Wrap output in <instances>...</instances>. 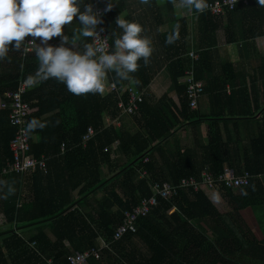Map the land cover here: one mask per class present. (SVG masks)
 Here are the masks:
<instances>
[{
  "label": "trees",
  "instance_id": "1",
  "mask_svg": "<svg viewBox=\"0 0 264 264\" xmlns=\"http://www.w3.org/2000/svg\"><path fill=\"white\" fill-rule=\"evenodd\" d=\"M166 2V7L172 11L180 0ZM92 3L96 10L102 6L100 18L107 29L112 49L114 39L121 32L115 19L125 8L115 3L105 11L108 3L103 5L102 0L99 6ZM177 23V39L171 44L166 43L173 30L171 27L161 34L160 42L179 102L167 96L164 99L169 100L167 107L163 100L164 106L162 103L158 107L153 105L148 93L153 73L149 63L145 64L142 59L129 79H121L114 71L109 72V78L123 86L121 94L110 91L105 95L91 92L74 95L54 78L39 83V86H45L41 93L44 97L39 96L38 100L29 103L28 123L37 119L45 123V127L29 131L30 152L36 157L45 155L47 169L37 168L30 175L31 198L24 199L19 207L9 209L5 208L7 175L2 170L6 161L13 160L10 140L16 128L9 122V111L0 106L4 155L0 156V225H10L0 238V264H63L71 253L93 247L99 249L100 256L92 257V264H264V237L259 240L241 214L243 208L264 203V183L260 178L264 174V128L252 138V157L245 156L244 166L237 171L241 174L246 170L252 175L250 183L239 189L240 194H234V189L224 185L214 189L205 186L198 190L179 188L178 193L169 199L158 198V204L151 212L138 219L136 232L114 239L124 212L137 206L141 198L152 195L156 181L178 185L183 177H200L201 168L196 166L192 149L178 148L173 158L164 156L165 167L152 152L154 149L163 152L160 143L173 133L179 119L173 120L194 115L184 80V72L191 63L186 54L191 45L200 55L195 61L194 79L203 82L202 71L211 68L212 49L221 43L251 41L256 42L259 48L262 46L263 52L257 53L259 63L255 67L254 80L260 82L264 96V5L251 0L248 5L238 6L225 16L204 12L190 17L186 8L174 25ZM82 40L92 42L93 38ZM22 47L23 43L15 66L10 70L9 85L1 91L2 100L6 99V91L15 90L21 79L28 80L38 68V60L32 56L34 51L23 56ZM79 48H82L81 44ZM221 67L224 84H234L233 64L228 62ZM226 69H229L228 73ZM127 84L134 86L143 97L138 112L133 115L142 117L143 129L134 134L117 128L115 124L105 125L107 116L114 119L122 112L119 102L121 98L127 101ZM221 87L225 88L224 85ZM242 91L245 92L246 88L234 87L231 98ZM203 92L197 97V102ZM28 94H25L26 99H29ZM259 109L256 103L251 115ZM55 110L52 116L44 117ZM89 127L95 129V134L84 145L82 138ZM63 143H66L65 153H61ZM115 143L120 145L128 160L136 161L105 177L101 167L112 158ZM205 150L204 161L208 169L219 175L223 164L229 162L226 143L219 134H215ZM146 157L148 160L144 161ZM143 170L146 174L141 175ZM15 174L14 189H17L20 173ZM137 174L141 178L135 181ZM78 187V197H73L71 193ZM96 191L103 192V197L96 201L97 206L82 211V201ZM197 221L212 228L215 235H209L196 224ZM44 223L50 225L54 239L42 231L25 239L16 230ZM99 237L106 243L102 247L97 245ZM137 240L143 242L144 249Z\"/></svg>",
  "mask_w": 264,
  "mask_h": 264
},
{
  "label": "crops",
  "instance_id": "2",
  "mask_svg": "<svg viewBox=\"0 0 264 264\" xmlns=\"http://www.w3.org/2000/svg\"><path fill=\"white\" fill-rule=\"evenodd\" d=\"M102 1L103 5L109 2V0ZM113 1L112 4L116 3L118 6H123L125 8L121 14L125 19L135 20L142 25L143 32L141 35L147 36L151 41L152 53L148 59V63L153 73V79L148 86V93L150 98H152L153 105L157 107L161 106V103L163 105V101L167 96L179 102L176 97L177 90L171 82L166 61L163 59V46L160 42V37L161 34L167 32L174 26L175 20L178 17L184 15L186 8L181 9L176 7L171 11L166 7V0H146V2H142V0ZM85 2H87V0H85ZM75 27H78V22L75 21L74 18L71 24L62 26V34L66 33L71 35V30ZM35 39L36 43L39 44L40 37H35ZM59 42L60 36H53L48 41V43L52 45H58ZM11 43L15 42L13 41ZM79 46L80 43L77 42L78 49H80ZM192 47L194 46L191 45V48ZM20 51L21 48L19 50H13L10 45L6 55L0 58V103L2 101L1 91L6 89L9 85L10 70H13L17 61V54H19ZM260 51L263 52L262 46L259 48L256 42L254 44L251 43V41H239L229 44L221 43L215 49H212L211 68L202 71V77L204 78L202 79L205 82L204 87L206 90L203 92V95L197 102V106L194 108V115L188 119L178 115L179 117L173 120L175 122L179 119L176 129L174 128L173 133L160 143L163 152L159 153L156 149L152 151L164 167L163 157L168 156L169 158H173L179 148L181 150L192 149L194 151V161L196 166L201 168V173L204 170H209L208 165L204 161L205 146L208 145L209 139L215 134H219L222 141L226 143L229 162H225L223 167L227 165L238 173L239 167L244 166L243 159L245 156L252 157V138L259 133L260 129L264 128L263 91L260 82H255L256 80H254L256 74L255 67L259 63L257 53H260ZM32 56L36 57L34 53ZM228 62L233 64L235 79L232 82L234 84L231 82L224 84L221 65ZM226 72L228 73L229 69H226ZM32 77L35 79L34 75H32ZM179 82H182V80ZM39 83H31L26 92L29 93V99L25 98L28 103L35 102L38 100L39 96H43L41 95L44 91L42 87L45 86L43 84L39 86ZM221 85H224L225 88L221 87ZM233 86L236 88L239 86L242 88L245 87L246 91H242L239 95L236 94L231 98ZM252 87H255V89L252 90ZM109 92V86L106 84L102 94L105 95ZM164 103L165 107H167L166 103H169V100L164 101ZM256 103L259 105L260 109L255 112V114L251 115V110L255 107ZM53 113H56V110L47 113L44 117H50ZM141 118V116H133L121 112L119 116L114 119L107 116L105 118V125L109 126L115 124L117 128L125 129L131 134H134L143 129L140 122ZM1 139L0 133V156L3 157ZM135 161L136 159L128 160L120 145L115 143L112 158H109L101 167L102 174L106 177L110 173H114L116 170H120L126 165L133 164ZM240 161L241 164H239ZM7 162L8 161H6V163ZM15 176L16 174L7 175L5 196L6 209L19 207L24 199H30L33 194L31 189V178L29 179L30 175H19L20 182L17 189H14L16 185ZM139 178L141 177L137 174L134 180L137 181ZM260 178L264 183V174L261 175ZM78 189L79 187L72 191L71 195L73 197H78ZM240 192V190H234V194H240ZM102 197L103 192L101 191H96L89 195L82 201L84 205L81 208L82 211H89L92 207H96V201L100 200ZM108 212L111 213V210H108ZM241 214L255 236L259 240L264 237V203L243 208L241 209ZM196 224L200 225L209 235H215L212 228L202 221H197ZM9 227L10 225H0V238L3 232L8 230ZM16 230L17 233L25 239L30 238L40 231L47 234L49 238L54 239L51 227L48 223L19 227L16 228ZM105 244V240L102 237L97 239L98 247H102ZM137 244L144 249L145 245L141 240H137ZM49 261L51 262V260Z\"/></svg>",
  "mask_w": 264,
  "mask_h": 264
},
{
  "label": "clouds",
  "instance_id": "3",
  "mask_svg": "<svg viewBox=\"0 0 264 264\" xmlns=\"http://www.w3.org/2000/svg\"><path fill=\"white\" fill-rule=\"evenodd\" d=\"M257 4L264 5V0H257ZM112 6L110 0L105 11ZM178 7L194 8L199 12L206 5L204 0H180ZM100 15L91 0H0V58L6 55L10 45L11 49L19 50L26 35H31L32 41L40 37V43L35 42L34 48L38 68L35 79L28 78L29 83L54 78L74 95L102 94L109 71H114L121 79H129L137 70L139 60L147 64L152 46L150 39L141 35L142 25L120 14L115 24L121 32L109 51L106 43L96 40ZM74 18L78 27L71 30V35L62 34V26L71 24ZM178 30L177 23L166 43L171 44L177 39ZM53 36H60L58 45L48 43ZM86 37H92V42H84L82 38ZM13 41L15 43H11ZM77 42L82 48H77ZM44 127L45 123L37 119L27 125L29 131Z\"/></svg>",
  "mask_w": 264,
  "mask_h": 264
},
{
  "label": "built area",
  "instance_id": "4",
  "mask_svg": "<svg viewBox=\"0 0 264 264\" xmlns=\"http://www.w3.org/2000/svg\"><path fill=\"white\" fill-rule=\"evenodd\" d=\"M99 6L100 0H92ZM251 0H204L206 7L203 11H197L194 8L187 9L190 17L209 12L215 16H225L227 12L236 9L241 5H248ZM97 11L102 13V6H99ZM101 19V18H100ZM102 29V31H101ZM98 34L96 40L98 42H104L108 46V50L111 51V44L108 38L107 29L103 26L102 21L97 25ZM35 39V38H34ZM31 35L24 37L23 43V56L34 51L36 45L35 41H32ZM186 54L191 58V63L184 72V80L187 83V94L189 98V105L192 109L197 106V97L204 91V82L194 79L195 75V61L200 58L199 51L192 47ZM111 72V71H109ZM109 72L106 75V84L109 86L110 91H117L121 94L123 86H118L114 80L109 78ZM31 83L28 80L21 79L19 85L15 90H8L4 93L6 99L2 100L0 106L9 111V122L16 128L14 137L10 140V148L13 152V160L8 161L3 168L2 172L7 175L15 173L31 175L37 168L47 169V157L42 155L36 157L30 152L31 143L29 130L27 128L29 115L31 111L30 104L25 100V94L28 91ZM128 89V98L125 102L122 98L119 102V107L122 108V112L129 115H134L138 112L140 106L139 103L143 100V97L136 88L130 84L125 86ZM95 134V129L89 127L87 132L83 135L82 142L85 145L86 142ZM66 143L61 145V153H65ZM146 157L144 161H147ZM146 174V170L141 171V175ZM250 172L244 170L243 173L238 174L232 168L225 165L222 173L219 175L213 174L210 170H204L200 174V177L195 176L183 177L178 185L172 184L168 181H156L153 185L154 193L149 197H143L140 203L133 207L131 210L124 212V218L122 223L116 228L114 232V239H121L128 232L137 231V221L140 217H144L151 212L154 206L158 204V198L169 199L178 193L179 188L191 187L194 190H198L201 186L214 189L220 186H226L234 190H239L242 186H247L250 183ZM100 252L98 248H90L83 251H75L71 253L67 262L63 264H92L91 258H99Z\"/></svg>",
  "mask_w": 264,
  "mask_h": 264
}]
</instances>
